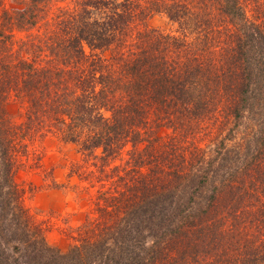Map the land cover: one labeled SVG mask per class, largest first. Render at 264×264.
Segmentation results:
<instances>
[{"label": "trees", "instance_id": "16d2710c", "mask_svg": "<svg viewBox=\"0 0 264 264\" xmlns=\"http://www.w3.org/2000/svg\"><path fill=\"white\" fill-rule=\"evenodd\" d=\"M52 1L0 26V264H264V0ZM48 133L93 197L65 251L14 178Z\"/></svg>", "mask_w": 264, "mask_h": 264}, {"label": "rangeland", "instance_id": "374dc122", "mask_svg": "<svg viewBox=\"0 0 264 264\" xmlns=\"http://www.w3.org/2000/svg\"><path fill=\"white\" fill-rule=\"evenodd\" d=\"M28 1L0 0V26L5 35L8 33L14 41L39 30L37 26H41L42 22L44 24L50 21L48 16L43 21L36 22L37 26L17 28L10 16ZM74 1H52L48 10L55 12L58 7H72ZM258 9H264V3ZM5 13L9 14L8 18L4 16ZM145 23L149 28L166 31L175 28V24L169 22L162 14H154ZM8 110L12 114L15 113L16 121H20V117L16 115L17 104L9 105ZM25 142L27 151L19 159L14 176L16 183L23 190V205L33 221L40 223L44 228L47 243L65 251L73 242L72 230L84 221L93 208L92 194L90 196L82 188L84 184L75 175L70 176L72 165L81 162L82 155L76 144L52 133L42 137L36 134ZM90 191L93 192L94 189Z\"/></svg>", "mask_w": 264, "mask_h": 264}]
</instances>
